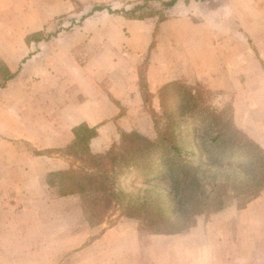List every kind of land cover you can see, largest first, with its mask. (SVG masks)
I'll return each instance as SVG.
<instances>
[{"label":"crops","instance_id":"obj_1","mask_svg":"<svg viewBox=\"0 0 264 264\" xmlns=\"http://www.w3.org/2000/svg\"><path fill=\"white\" fill-rule=\"evenodd\" d=\"M241 1H218L219 19L224 21L228 16L234 23L239 22ZM53 4L50 0H0V60L7 71L0 84V217L6 215L10 222L12 215L36 214L41 218L47 211L55 215L79 213L81 206L77 203L82 194L56 193L57 185L49 182L50 175L75 167V158L80 155L77 144L82 142L79 127L95 131L86 138L84 147L93 155L105 154L124 133H153L140 87L142 63L148 62L147 89L154 96L174 81L211 78L223 90L240 97L242 60L248 65L260 62L255 48L242 56L240 42L233 39L219 42L216 55L191 58L181 56L171 42L163 44L160 40L151 49L150 41L137 50L127 40L128 48L112 44L111 48L101 49L93 41L97 35L81 31L60 33L33 48L27 39L58 15ZM17 7L23 10L18 12ZM18 18L24 29L11 27ZM149 34V39L160 37L159 32ZM129 35L132 38V33ZM108 57L112 62L103 66ZM229 75L233 79L223 85V78ZM260 111L264 117L262 104ZM259 205H264V193L250 201L238 216L233 208L226 207L212 213L206 222H196L167 240L158 233L146 235L137 218L122 217L83 244L70 246L61 238L51 239L62 248L64 257L58 252L52 257L42 256L41 262L264 264V223L241 220L246 213H255ZM59 219L52 224L57 225Z\"/></svg>","mask_w":264,"mask_h":264},{"label":"rangeland","instance_id":"obj_2","mask_svg":"<svg viewBox=\"0 0 264 264\" xmlns=\"http://www.w3.org/2000/svg\"><path fill=\"white\" fill-rule=\"evenodd\" d=\"M52 1L55 2L53 5L58 15L53 17L44 28L28 37L27 43L32 44L33 48H38L42 42L66 31L89 32L97 35L93 41L101 49L111 48L112 44L113 46L124 44L128 48L129 45H126V40L133 43L137 50L142 49L148 41L151 42L150 49L159 40L163 44L171 42L181 56H189L190 58L194 55L204 56L209 53L216 55L218 43L222 40L227 42L233 39L234 42H240L242 56H248L249 48H255L254 51L258 61L260 60L259 63L248 65L242 60L240 97H237L232 91L223 90L211 78L208 81L196 78L188 81H174L171 83L174 84L172 87L167 90L162 88L157 96H154L147 89L146 70L148 62L142 63L140 66V87L144 96V107L150 115L154 127L150 136H144L149 139H156L163 132L173 130L179 136L178 138L188 140L184 147L185 150L191 152L194 149V139L192 137L198 131L204 134L206 129L214 126V124L209 123L212 119L207 122L204 120L210 114H219L221 122L231 120L234 128L242 132L244 137H247L256 145V147L251 148L252 151L264 154V117L260 111L261 104L264 107V15L261 14V12L264 14V4H262L264 0H257L256 3L254 0H242L239 14H237L240 21L237 23H234L228 16H225L224 21L217 16L218 1L222 3L223 0H178L171 7L162 5L163 1L169 0H50L51 3ZM96 6H104L105 8L92 13ZM21 9L17 7L18 12ZM60 10H65V12L60 14ZM17 15L21 17L20 13ZM22 25H24L23 21L19 22L18 18L17 21L11 24V27L20 30L24 29ZM156 32L160 33V37L153 36L152 39H149L151 35L149 33L154 34ZM233 32H235V35L232 34ZM131 33L132 38L129 39ZM66 40L78 41V39L73 38H66ZM85 40L86 42L89 41V39ZM80 41H83V39H80ZM225 51L227 52L226 49ZM217 57L219 58L218 55ZM111 62V58L108 57L103 61V66ZM0 75V84L2 85L5 81L3 76L7 75V71L1 60ZM225 77L223 78V85L233 79L230 75ZM219 80H217V83H221V81L218 82ZM253 80L257 81H255L256 85ZM183 86H189L190 89L193 88L195 91L198 90L196 94L199 98L204 99L203 105L208 110L207 113L204 115L202 113L191 115L186 105L190 104L192 106L191 103L195 102L196 99L188 102V99L184 96ZM257 102H261V104ZM83 132L84 130H82L81 135L85 138L87 133ZM126 134L128 133L122 134L120 141L114 143L112 147L122 144ZM77 147L80 150V155L75 158V167L72 170L90 174H104L106 176L116 173V168H113L111 163L103 166L101 157L107 152L103 155L88 154L85 152L84 147L86 145L83 141L82 143L79 142ZM185 150L183 151L184 154H189ZM191 157L198 165L200 161L197 157ZM233 158L237 159L238 157L233 156ZM200 160L204 163L208 162L202 157ZM256 163L261 165V161ZM202 169H207V166H203ZM244 172L245 174L238 173L239 176H242L243 182H247L251 177L259 179L248 173L247 167ZM216 173L222 175L220 179L233 177V174H229L230 171L222 172L216 169H209L207 175L211 176ZM49 179L56 182L54 184L57 185L56 193H61L65 189L61 177L53 174L49 176ZM203 181L207 185V191L210 192L211 180L206 178ZM115 182V190L123 189L126 193H121L120 196L115 197V203L107 209L104 215L94 213L92 198L86 197L87 192L85 195H81L80 202L77 203L81 206L78 209L79 213H73L69 210V213L55 215V212L47 211L41 218L36 214L12 215L10 216L11 222L9 219L6 220L8 216H1L0 264H43L41 262L42 256L45 258L52 257L57 255L58 252L60 256L64 257L62 248H58L51 243V239L61 238L68 241L70 246L76 243L83 244L94 238V236H98L104 229L110 227L122 217H128L126 213L129 211L127 205L130 200L144 196L150 188L133 184L132 181L126 179L125 173L121 174ZM240 187L231 184L225 198L224 208H233V213L236 216L240 214V210L256 198L251 199L250 192L241 193ZM69 206H71V203ZM261 206L264 205H259L260 208L257 207L255 213L250 215L246 213L241 220L248 222L252 219L251 221L264 223V209ZM36 210L34 209V211ZM91 211L97 220L103 218L101 222L91 224L88 221V215L89 213L91 215ZM143 212V210L140 211L144 214ZM214 212L194 216L191 226L196 222H206ZM165 215L169 217L172 213L168 212ZM58 217H60L59 223L57 225L56 223L52 224ZM141 217L137 218L138 222L148 236L149 234L158 233L162 239L167 240L172 235L178 234L164 232L162 231L163 226L150 224L147 218L143 215ZM78 219L81 221L80 224ZM73 223H76L75 227H73ZM91 227L96 228L91 231ZM64 253L66 254V252Z\"/></svg>","mask_w":264,"mask_h":264},{"label":"trees","instance_id":"obj_3","mask_svg":"<svg viewBox=\"0 0 264 264\" xmlns=\"http://www.w3.org/2000/svg\"><path fill=\"white\" fill-rule=\"evenodd\" d=\"M177 2L178 0L163 1L162 5L171 7ZM104 8L96 6L92 13ZM173 85L170 83L163 90ZM183 88L188 102L196 99L191 103L192 106L186 105L191 115L207 113L208 110L203 105L204 99L196 94L198 90L190 89L189 86ZM211 119L209 123L214 124L212 128L206 129L204 134L198 131L192 137L194 149L191 152L184 147L188 140L178 138L173 130L163 132L156 139H149L138 132L128 133L124 136L122 144L115 145L101 157L103 166L111 163L113 168H116L115 174L106 176L77 170L55 173L62 178L65 188L62 193L85 195L88 192L86 197L92 198L94 213L104 215L115 203V197L126 193L123 189L114 188L116 179L125 173L126 179L133 184L150 188L144 196L130 200L126 216L142 218L143 215L150 224L163 226L162 231L167 233L186 231L190 228L194 216L223 209L231 184L238 188L241 186V193L250 192L251 199L261 195L264 192V154L251 150L256 145L235 129L231 120L221 122L219 114H210L204 121ZM82 130L87 133L85 138L82 136L83 143L86 138L95 134L93 129L81 126L77 131L80 136ZM184 150L189 154L185 155ZM191 156L197 157L200 161L198 165ZM201 157L208 162L204 163L200 160ZM257 161H261V165H258ZM203 166H207V169L203 170ZM246 167L248 173L259 179L251 177L247 182H243L238 173L245 174ZM209 169L230 171L229 174H233V177L220 179L222 175L219 173L208 176ZM206 178L211 180L210 192L203 181ZM49 182L52 186L56 183L51 179ZM141 210L144 214L140 213ZM168 212L172 213L169 217L165 215ZM94 219L96 218L91 211V215H88L91 224L101 222L103 218Z\"/></svg>","mask_w":264,"mask_h":264}]
</instances>
